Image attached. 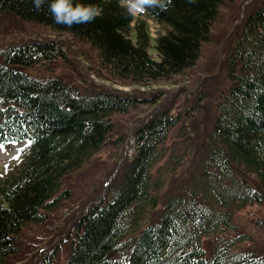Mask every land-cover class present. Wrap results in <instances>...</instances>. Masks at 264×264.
I'll return each mask as SVG.
<instances>
[{"label":"trees","instance_id":"1","mask_svg":"<svg viewBox=\"0 0 264 264\" xmlns=\"http://www.w3.org/2000/svg\"><path fill=\"white\" fill-rule=\"evenodd\" d=\"M229 1L143 0L134 18L125 0H92L101 14L69 27L54 21L48 0H0V14L51 32L0 50V144L26 142L0 170V264H13L22 227L43 224L72 195L66 176L109 142L113 114L133 104L123 93H82L89 86L32 74L34 66L65 57L72 38L96 50L105 79L161 85L196 64ZM230 41L231 82L205 138L197 144L192 126L166 110L137 128L132 156L60 238L69 243L63 264H264V251L240 248L252 239L233 221L264 200V0ZM210 235L209 252L202 238ZM58 244L35 264H54Z\"/></svg>","mask_w":264,"mask_h":264},{"label":"rangeland","instance_id":"2","mask_svg":"<svg viewBox=\"0 0 264 264\" xmlns=\"http://www.w3.org/2000/svg\"><path fill=\"white\" fill-rule=\"evenodd\" d=\"M259 2L260 0H232L223 4L211 27L208 41L201 45L196 64L170 81L159 82L161 85L111 83L99 71L96 50L87 43L72 38L67 40L63 49L65 57L34 66V71L31 72L33 74H39L43 70L45 73L57 74L65 82L121 89L119 93L133 96L135 102L133 109L130 108L128 113L113 116L114 129L109 142L80 168L66 176L64 189L70 190L71 198L64 200L55 212L49 213L43 224L29 223L22 227L19 234L22 246L20 252L12 256L13 264H35L47 251L53 250V245L58 240L60 244L57 251L60 248L61 251L55 263L63 264L65 256L62 255L66 250L68 252L69 243L67 240L61 241L60 238L66 231L72 230L82 209L97 199L103 193L105 185L118 175L134 147L131 135L158 109L170 108L172 112H177L183 106V112L189 113L192 109L193 113L186 117L190 129L192 126L191 135L197 144L205 138V132L213 119L214 104L231 82L225 69L231 37L240 28L246 14L254 10ZM155 26L153 21H149L152 36L156 34ZM43 35H51V32L40 24L22 20L12 14H0V50L28 40L41 39ZM49 37L60 39L56 35ZM152 54L155 55L153 52ZM195 103L200 106L195 107ZM14 152V146L0 149V169ZM233 221L240 231L249 234L252 239L242 242L239 246L251 250L264 249V200L260 204L252 203L241 207L236 211ZM212 237L213 235L202 238L209 252L213 246ZM57 251L53 252V261Z\"/></svg>","mask_w":264,"mask_h":264},{"label":"clouds","instance_id":"3","mask_svg":"<svg viewBox=\"0 0 264 264\" xmlns=\"http://www.w3.org/2000/svg\"><path fill=\"white\" fill-rule=\"evenodd\" d=\"M125 6L129 12L138 11L143 7V0H125ZM48 11L57 24L71 27L94 20L102 10L92 0H48Z\"/></svg>","mask_w":264,"mask_h":264}]
</instances>
